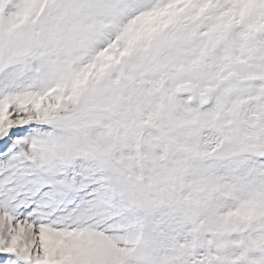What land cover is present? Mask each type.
Returning a JSON list of instances; mask_svg holds the SVG:
<instances>
[{
	"label": "snow or ice",
	"instance_id": "snow-or-ice-1",
	"mask_svg": "<svg viewBox=\"0 0 264 264\" xmlns=\"http://www.w3.org/2000/svg\"><path fill=\"white\" fill-rule=\"evenodd\" d=\"M0 264H264V0H0Z\"/></svg>",
	"mask_w": 264,
	"mask_h": 264
}]
</instances>
